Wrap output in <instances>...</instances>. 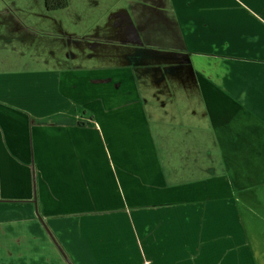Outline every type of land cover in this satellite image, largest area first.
Instances as JSON below:
<instances>
[{"label":"crops","instance_id":"crops-1","mask_svg":"<svg viewBox=\"0 0 264 264\" xmlns=\"http://www.w3.org/2000/svg\"><path fill=\"white\" fill-rule=\"evenodd\" d=\"M56 1L0 7V264H264V0Z\"/></svg>","mask_w":264,"mask_h":264},{"label":"rangeland","instance_id":"rangeland-1","mask_svg":"<svg viewBox=\"0 0 264 264\" xmlns=\"http://www.w3.org/2000/svg\"><path fill=\"white\" fill-rule=\"evenodd\" d=\"M8 0H0V7L4 6V2H7ZM16 2L18 3H21V4H25V8L26 10H30L32 12L31 16H26L27 17V22L29 25H33L36 21V17L34 15V13L36 14L39 9H41V2L42 0H15ZM75 1V2H74ZM71 7L69 8V10H64L63 12H59V21H62L63 23L65 24H68V29H72L74 32H81V33H84L86 34L87 33V29L90 28L92 25H95V24H100V27H105V28H113L115 26V28L117 26H119L120 24L117 21V19H122L123 21L121 22H124L127 20V18H123V17H119L117 15H112L109 11L111 9V6H105V5H101L100 6V9L98 10V16H95V15H84V16H81V17H77L75 16L76 14H73V12L71 11V9H75L76 7H80V6H83L85 7L84 9L86 10V7H87V3H83V5H81L80 3V0H74ZM117 1V0H116ZM86 13V12H85ZM97 14V12H96ZM1 18V16H0ZM95 18H97V20L93 21ZM129 21V20H128ZM120 22V23H121ZM119 24V25H118ZM32 32H34L33 30H31ZM33 39H35L33 37ZM14 44L17 45L18 47V44H19V41L18 39H14ZM11 46L14 47L13 45H9L5 40L1 39L0 38V53L2 54H7L8 51L11 49ZM38 45L36 46H33L32 47V50H31V54L32 55H39L40 54V51H42V48L38 47ZM14 49V48H13ZM18 48H15L14 51H16ZM112 49H115L114 46ZM114 50V51H115ZM10 53L12 54H15L16 55H19L17 53H14V52H11L9 51ZM68 53L67 51H65V54ZM18 207V206H15V208ZM22 209H18V211L21 213V215L23 214V211H24V207L25 205L21 206ZM30 207L31 209V214L33 216H38L40 215V213H38V211H36L34 209V206H28ZM32 207V208H31ZM50 235V236H49ZM48 235L49 237V241L53 243V245L55 244L56 247L59 249V241L58 239L55 237V235L53 233H50ZM42 242H44L43 240L44 239H41ZM61 248V246H60ZM58 256H53V255H48L47 257L49 258L48 259V263H52V264H57L58 261H59V251L57 252Z\"/></svg>","mask_w":264,"mask_h":264},{"label":"trees","instance_id":"trees-1","mask_svg":"<svg viewBox=\"0 0 264 264\" xmlns=\"http://www.w3.org/2000/svg\"><path fill=\"white\" fill-rule=\"evenodd\" d=\"M54 8L58 9H64L68 6L67 0H57L55 5H53Z\"/></svg>","mask_w":264,"mask_h":264},{"label":"water","instance_id":"water-1","mask_svg":"<svg viewBox=\"0 0 264 264\" xmlns=\"http://www.w3.org/2000/svg\"><path fill=\"white\" fill-rule=\"evenodd\" d=\"M69 263H71V262L69 261Z\"/></svg>","mask_w":264,"mask_h":264}]
</instances>
